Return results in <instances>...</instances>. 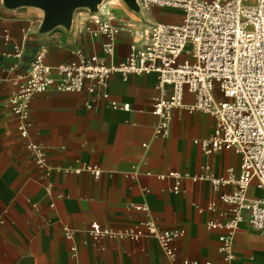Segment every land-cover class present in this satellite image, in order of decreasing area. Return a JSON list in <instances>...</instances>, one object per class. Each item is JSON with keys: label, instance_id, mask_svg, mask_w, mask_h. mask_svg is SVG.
<instances>
[{"label": "crops", "instance_id": "obj_1", "mask_svg": "<svg viewBox=\"0 0 264 264\" xmlns=\"http://www.w3.org/2000/svg\"><path fill=\"white\" fill-rule=\"evenodd\" d=\"M29 7L37 10L0 0V31L10 37L8 42L0 39V264H171L153 239L93 241L84 232L91 224L123 230L147 216L161 230L184 231L174 242L178 261L224 264L218 237L225 231L209 229L208 224L228 221L227 207L218 198L232 187L215 192L209 182L159 180L157 175L193 176L208 165L215 177L226 176L228 170L237 177L240 158L229 151L202 154L195 141L211 135L214 120L200 112L174 110L168 137H154L153 100L170 90L158 87L156 73L111 75L109 99L95 105L85 92L64 93L51 87L35 94L29 106L28 140L47 149L53 170L45 173L34 165L19 138L18 121L5 107L18 90L16 77L26 73L40 49L48 67L73 60L78 49L97 54L100 49L93 47L89 35L94 25L88 9L76 7L67 26L46 28L44 9ZM110 7L116 22H124L119 23L123 27L116 40L115 63L124 60L129 44L144 31L140 16L149 23L178 20L177 13L158 8L139 15L120 3ZM128 25L134 33L127 32ZM183 100L193 102L187 94ZM124 104L129 111L120 108ZM88 167L100 171L97 179L86 171ZM75 169L81 172H64ZM132 172L134 177L129 176ZM250 195L263 193L251 188ZM210 203L216 204V211L208 210ZM132 205L146 206L148 213L129 209ZM244 216L233 238L232 264H264V237L249 228ZM63 227L72 230L71 240L65 239Z\"/></svg>", "mask_w": 264, "mask_h": 264}, {"label": "built area", "instance_id": "obj_2", "mask_svg": "<svg viewBox=\"0 0 264 264\" xmlns=\"http://www.w3.org/2000/svg\"><path fill=\"white\" fill-rule=\"evenodd\" d=\"M136 1L138 12L158 8L177 13L178 20L149 24L148 29L138 35L139 40L129 44L124 60L115 63L116 40L123 26L113 15L100 16L96 20L91 15L94 29L88 31L94 40L93 47L98 46L100 54L78 49L73 53V60L48 67L44 65L45 53L40 49L26 73L16 77L20 83L18 90L6 101L5 107L18 121L17 131L24 141V150L39 170L48 173L53 167L48 163L47 149L28 140L29 106L35 94L51 87L64 93L85 92L95 105L109 99L107 85L111 75L156 73L158 87L170 90L153 100L151 114L157 118L154 137H168L174 110L200 112L214 120L211 135L195 141L202 154L208 157L229 151L240 158L237 177L232 170L224 177H215L208 165L201 166L200 172L193 176L177 172L157 175L159 180L209 182L215 192L222 187H232L230 193H221L218 198L227 207L228 221L208 224L209 229L225 231L218 237L219 251L224 264H232L233 238L245 214L249 228L264 237V0ZM126 28L130 33L131 26ZM0 39L10 40L7 31H0ZM185 94L192 97L191 104L184 103ZM112 106L118 108L115 103ZM120 108L130 109L127 104ZM86 171L96 179L100 175L93 167ZM64 172L79 174L81 169ZM129 176L135 175L132 172ZM251 188L263 195L252 197ZM173 190L177 191V187ZM148 192L143 189V193ZM129 209L148 213L143 205H132ZM208 210L216 211V204L210 203ZM84 232L93 241L153 239L171 264H199L177 260L174 242L183 237L184 231L161 230L148 216L134 227L123 230L91 224ZM63 233L65 239H72L71 229L63 227Z\"/></svg>", "mask_w": 264, "mask_h": 264}, {"label": "bare ground", "instance_id": "obj_3", "mask_svg": "<svg viewBox=\"0 0 264 264\" xmlns=\"http://www.w3.org/2000/svg\"><path fill=\"white\" fill-rule=\"evenodd\" d=\"M130 1L132 2V4L130 3ZM113 2L125 5L133 13H134V10L137 11L136 5H135L137 4L136 0H95L93 5H91L87 0H76V1L70 2L67 7V20L61 18L58 24L61 23L64 25H68L71 21L73 12L77 10L75 9L76 7H78L79 9L90 10L91 15H92L91 18L93 20L98 19L100 16L111 15L109 11H110V5ZM17 6H28V7L35 6V7L43 8L45 15L47 14V11L51 9V6L49 5H42V4L26 2V1L18 2ZM132 33H134V30H132Z\"/></svg>", "mask_w": 264, "mask_h": 264}, {"label": "water", "instance_id": "obj_4", "mask_svg": "<svg viewBox=\"0 0 264 264\" xmlns=\"http://www.w3.org/2000/svg\"><path fill=\"white\" fill-rule=\"evenodd\" d=\"M10 5L17 6V3L20 1L32 2L42 5H49L51 9L47 11L45 15V27L50 28L58 24L59 20H67V7L70 2L76 0H6ZM91 5L94 4L95 0H87ZM132 4V2L130 1ZM90 11V10H89ZM67 26V25H64Z\"/></svg>", "mask_w": 264, "mask_h": 264}, {"label": "rangeland", "instance_id": "obj_5", "mask_svg": "<svg viewBox=\"0 0 264 264\" xmlns=\"http://www.w3.org/2000/svg\"><path fill=\"white\" fill-rule=\"evenodd\" d=\"M24 7H27V8H29V9H35V8H31V7H28V6H24ZM110 9H111V7H110ZM35 10H37V9H35ZM42 11V10H41ZM88 11L89 10H87L86 12L88 13ZM136 12H138V11H136ZM144 12H138V14L139 15H141V14H143ZM44 14V13H43ZM90 15V14H89ZM113 15V14H112ZM91 16V15H90ZM114 16V15H113ZM114 18H116L115 16H114ZM140 18L142 19V25H141V28L145 31V30H147L148 28H147V26L149 25V24H152V21H150L151 23H149V22H147L146 21V18H143V17H141L140 16ZM120 20V21H119ZM118 20V22H120V23H124V22H122L121 21V19H119ZM123 20V19H122ZM89 21H91V18H89Z\"/></svg>", "mask_w": 264, "mask_h": 264}]
</instances>
